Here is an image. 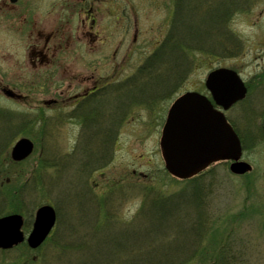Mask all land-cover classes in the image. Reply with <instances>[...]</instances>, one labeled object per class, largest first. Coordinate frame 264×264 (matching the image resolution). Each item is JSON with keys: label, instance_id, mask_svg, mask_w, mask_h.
<instances>
[{"label": "rangeland", "instance_id": "rangeland-1", "mask_svg": "<svg viewBox=\"0 0 264 264\" xmlns=\"http://www.w3.org/2000/svg\"><path fill=\"white\" fill-rule=\"evenodd\" d=\"M26 2V35L0 21V89L15 95L0 91V217L23 214L28 235L50 205L57 223L36 250L0 249V264H264V0ZM41 29L56 35L43 62L27 42ZM217 69L248 87L226 115L251 171L214 163L203 173L204 208L175 209L169 201L187 202L194 187L167 171L162 130L182 95L210 96ZM111 85L124 88L104 91L81 122L56 124L77 94ZM21 138L35 143L33 155L8 161Z\"/></svg>", "mask_w": 264, "mask_h": 264}, {"label": "water", "instance_id": "water-1", "mask_svg": "<svg viewBox=\"0 0 264 264\" xmlns=\"http://www.w3.org/2000/svg\"><path fill=\"white\" fill-rule=\"evenodd\" d=\"M216 103L225 109L242 100L246 88L239 76L220 69L206 81ZM264 126V122H263ZM161 148L167 170L179 179H189L221 160H232L231 171L238 175L251 171V166L240 162L241 142L226 121L203 96L188 93L172 107L163 131ZM34 149L28 139L20 140L12 152L15 161L29 157ZM56 222L50 206L37 211L33 232L28 238L31 248H38L48 237ZM20 215L0 218V248L11 249L24 241Z\"/></svg>", "mask_w": 264, "mask_h": 264}, {"label": "flooded vegetation", "instance_id": "flooded-vegetation-1", "mask_svg": "<svg viewBox=\"0 0 264 264\" xmlns=\"http://www.w3.org/2000/svg\"><path fill=\"white\" fill-rule=\"evenodd\" d=\"M86 1V0H83ZM22 4L23 8H22V14L20 13H14V7H16L19 3ZM25 7V8H24ZM28 4L26 2V0H0V21L2 20H7L10 23L15 22L16 24L19 25V31L21 32V37H23L24 35H26L28 33V23L26 22L25 16L26 13L28 11ZM24 12V13H23ZM86 12V10H85ZM87 12L89 14H92L94 11L92 8H90L89 10H87ZM58 24H59V20ZM31 36L29 35V39L27 40V42H31L29 44V47L32 49L31 52V56L35 57L37 56L38 58H40L41 62H43L45 59H48L46 57V54L49 55V53L51 51H49L48 49V45L49 43L55 41L56 39V35H49V37L44 39V33L41 30H35V32L31 31L30 32ZM33 36V39L32 38ZM56 46V45H55ZM55 51V50H52ZM52 56H54V54H52ZM47 62L51 63L50 61L47 60ZM58 63V61L56 62ZM22 78V76H21ZM2 89H0V91H2L6 96L13 98L15 95L13 93V91H10L9 88L6 87H1ZM9 89V90H8ZM107 91V88L105 89H101V88H94L93 90H90L89 92L75 96L74 98H72V100H74L73 103V109L70 111V117L71 119H69V121L75 120V121H80V118H78L79 112L81 111H88L90 108V106L93 105L94 102L99 101L101 99L104 98V94L103 92ZM81 115V114H80ZM83 122V121H82Z\"/></svg>", "mask_w": 264, "mask_h": 264}, {"label": "trees", "instance_id": "trees-1", "mask_svg": "<svg viewBox=\"0 0 264 264\" xmlns=\"http://www.w3.org/2000/svg\"><path fill=\"white\" fill-rule=\"evenodd\" d=\"M180 1H181V5H183L182 4V0H180ZM181 7H183V6H181ZM210 14L212 15V13H210ZM223 15H224V13L221 11L220 14L217 15L216 17L218 18L219 21H221V18H222ZM198 16L199 15H197V18H198ZM212 16H214V14ZM180 18H181V16L179 17L178 23L180 22ZM219 24L222 25L221 22H219ZM197 34H198V32L196 31V35L195 36H198ZM177 36L180 37L181 33H178ZM179 47H180V45L175 44L173 50H176V49L178 50ZM181 47H186V46L181 45ZM209 175L210 174H202V175H200V176H198V177H196V178H194L192 180L186 181L189 184L193 185L192 187H194V189L192 190V193L190 194V197H188L187 202H184L182 198L181 199L179 198V199L181 201H183V202L179 201V199L177 201H169V202H172L174 204L173 208H175V209L181 208V207L182 208H189L191 206H193L195 209H199V208H202V207L204 208V206H203L204 205L203 204V199H204L203 190L205 189L206 190V194L208 195V191H209L208 187L210 186L209 182H211L209 180ZM194 190H196V192H194ZM163 205H164V207L162 208V213L165 212V213L168 214V205H167V203L165 202V203H163ZM178 215H179V213H178ZM205 223L206 222H205V218H204V221H202V225L205 226ZM202 230H203V227L200 229V232Z\"/></svg>", "mask_w": 264, "mask_h": 264}]
</instances>
